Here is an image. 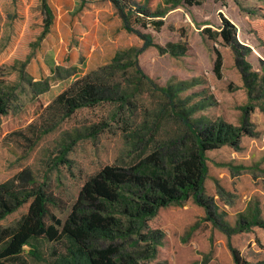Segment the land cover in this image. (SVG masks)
<instances>
[{"label": "rangeland", "instance_id": "1", "mask_svg": "<svg viewBox=\"0 0 264 264\" xmlns=\"http://www.w3.org/2000/svg\"><path fill=\"white\" fill-rule=\"evenodd\" d=\"M170 2H148L166 8L158 29L151 23L158 17H132L131 26L155 44L139 52L142 40L109 0H0V85L11 98L0 117V183L30 171L56 198L50 212L64 220L89 177L138 161L183 129L180 117L195 126L244 122L248 133L237 145L205 153L208 207L189 197L160 208L147 221L160 232L156 256L138 264H233L228 240L249 261L262 260L264 226L256 222L264 224V0ZM222 19L234 26L229 41L202 34L205 27L220 31ZM86 74L102 78L103 100L68 116L57 105L47 108ZM29 203L0 226L14 225ZM34 244L44 260L25 246L17 264H50L62 252L58 242Z\"/></svg>", "mask_w": 264, "mask_h": 264}, {"label": "trees", "instance_id": "2", "mask_svg": "<svg viewBox=\"0 0 264 264\" xmlns=\"http://www.w3.org/2000/svg\"><path fill=\"white\" fill-rule=\"evenodd\" d=\"M109 1L124 27L142 40L139 52L155 45L150 35L131 26L132 17L136 21L144 16L158 17L151 20L158 29L163 24L161 17L166 8L165 11L161 10V5L150 8L149 0H144L143 4L140 0ZM163 1L168 4L173 0ZM183 1L198 5L204 0ZM174 5L172 2L171 6ZM201 32L212 38L220 35L229 41L234 26L222 19L220 31L205 27ZM214 53L213 69L221 77L222 54L216 48ZM136 70L141 73L138 67ZM101 79L86 74L73 80L47 108L57 105L62 116H68L76 109L99 103L106 96ZM10 99L0 85V117L10 109ZM180 118L183 129L156 142L138 161L125 168L106 165L89 177L64 220L50 212L49 205H56V198L44 183L38 184L33 179L30 171L22 170L15 179L0 183V221L30 200L27 212L14 225L0 226V264H17L15 260L25 246H30L31 256L44 260L34 244L38 238L62 246V252L50 264H138L141 259L154 258L160 232L149 229L147 221L160 208L181 204L189 197L208 207L203 198L206 151L224 144L237 145L241 134L248 133L244 122L235 127L219 119L201 120L195 126ZM227 243L233 264H264V259L249 261L229 240Z\"/></svg>", "mask_w": 264, "mask_h": 264}]
</instances>
